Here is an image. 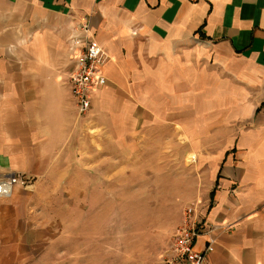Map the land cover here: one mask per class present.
<instances>
[{"label":"crops","instance_id":"crops-1","mask_svg":"<svg viewBox=\"0 0 264 264\" xmlns=\"http://www.w3.org/2000/svg\"><path fill=\"white\" fill-rule=\"evenodd\" d=\"M85 25L108 57L90 112L107 137L167 112L180 124L217 113L219 97L242 113L247 130L214 171L195 250L214 241L206 264H264V0H0V177L36 180L0 198V264L52 255L58 235L44 227L38 189L90 167V125L67 85L69 41Z\"/></svg>","mask_w":264,"mask_h":264},{"label":"rangeland","instance_id":"rangeland-1","mask_svg":"<svg viewBox=\"0 0 264 264\" xmlns=\"http://www.w3.org/2000/svg\"><path fill=\"white\" fill-rule=\"evenodd\" d=\"M171 114L115 139L93 127L91 113L77 116L90 125L93 156L90 167L38 189L44 227L58 235L43 264H167L186 209L197 206L201 216L212 205L214 171L248 127L221 97L217 113L187 112L184 124ZM29 178L27 188L36 182Z\"/></svg>","mask_w":264,"mask_h":264},{"label":"built area","instance_id":"built-area-1","mask_svg":"<svg viewBox=\"0 0 264 264\" xmlns=\"http://www.w3.org/2000/svg\"><path fill=\"white\" fill-rule=\"evenodd\" d=\"M80 35L69 41L71 71L67 84L79 118L88 117L97 91L107 85L104 64L108 57L104 49L94 40L89 25L82 26ZM31 179L23 174L0 177V198H9L18 187L27 188ZM201 222L197 206L186 209L184 225L178 230L168 254L167 264H206L208 255L214 250L211 241L204 252L195 250L201 235Z\"/></svg>","mask_w":264,"mask_h":264},{"label":"bare ground","instance_id":"bare-ground-1","mask_svg":"<svg viewBox=\"0 0 264 264\" xmlns=\"http://www.w3.org/2000/svg\"><path fill=\"white\" fill-rule=\"evenodd\" d=\"M193 159V156L192 157H190V160H192Z\"/></svg>","mask_w":264,"mask_h":264},{"label":"trees","instance_id":"trees-1","mask_svg":"<svg viewBox=\"0 0 264 264\" xmlns=\"http://www.w3.org/2000/svg\"><path fill=\"white\" fill-rule=\"evenodd\" d=\"M213 196H214V193H213V195H212V198H213Z\"/></svg>","mask_w":264,"mask_h":264}]
</instances>
